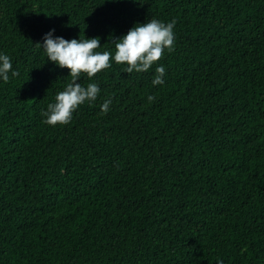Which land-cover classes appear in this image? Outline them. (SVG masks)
<instances>
[{"label": "trees", "instance_id": "1", "mask_svg": "<svg viewBox=\"0 0 264 264\" xmlns=\"http://www.w3.org/2000/svg\"><path fill=\"white\" fill-rule=\"evenodd\" d=\"M175 20L155 66L112 63L67 124L42 37ZM0 264H264V0H0ZM154 99L149 102L147 97ZM112 103L106 113L99 105Z\"/></svg>", "mask_w": 264, "mask_h": 264}, {"label": "clouds", "instance_id": "2", "mask_svg": "<svg viewBox=\"0 0 264 264\" xmlns=\"http://www.w3.org/2000/svg\"><path fill=\"white\" fill-rule=\"evenodd\" d=\"M175 20L168 22L156 18L140 23L136 22L128 31L118 38L112 39L114 50L97 51L100 45L99 37H80L65 39L54 36V29H50L42 37V43L36 44L42 49L46 60L55 66L67 68L71 82L56 92L54 100L49 102L46 110L42 111L43 123L49 126L67 124L73 112L86 101L91 103L97 99L100 88L97 83L90 82L82 86L78 79L81 73L91 78L102 69L111 67L112 63L125 65V71L131 73L145 72L155 66L156 75L152 85L164 83L165 67L156 63L165 51H171L174 42ZM16 76L12 68V61L4 52H0V81H8L9 75ZM154 99L149 95L147 100ZM112 103L105 99L100 105V111L106 113ZM219 264V262H217Z\"/></svg>", "mask_w": 264, "mask_h": 264}]
</instances>
